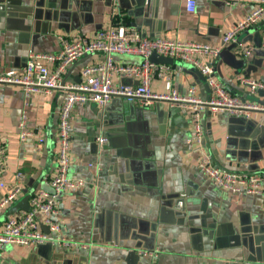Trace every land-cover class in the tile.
<instances>
[{
	"label": "crops",
	"instance_id": "obj_1",
	"mask_svg": "<svg viewBox=\"0 0 264 264\" xmlns=\"http://www.w3.org/2000/svg\"><path fill=\"white\" fill-rule=\"evenodd\" d=\"M196 1V11L189 13L186 0H0V73H21L31 51L56 54L62 40H91L120 24L146 38L229 47L245 62L239 70L218 58L202 60L214 63L215 79L227 91L264 103V94L253 96L238 81L239 76L264 81V49L254 42L255 32L264 35V19L236 43H222L256 3ZM242 44L257 50L243 57ZM101 59H80L67 69L64 82H79L82 68ZM114 60L131 64L143 57L115 55ZM166 65L174 71L175 90L187 93L194 87L199 97L210 96L197 69L180 60ZM121 83L137 82L116 76L114 84ZM151 89L167 92L161 78L152 80ZM61 103L59 91L27 94L20 86L0 84V200L16 184L22 187L0 216V231L8 217L20 212L14 211L18 202L36 191H51ZM73 115L69 175L85 186L63 195L57 221L63 236L79 245L69 250L6 245L0 264H264V195L234 194L202 172L198 155L189 149L192 120L180 106L156 102L142 107L114 98L105 109L78 104ZM24 118L36 135L21 142ZM201 119L203 146L215 166L264 176L263 114L246 119L204 110ZM246 120L259 123L251 129ZM229 124L236 128L231 135Z\"/></svg>",
	"mask_w": 264,
	"mask_h": 264
},
{
	"label": "built area",
	"instance_id": "obj_2",
	"mask_svg": "<svg viewBox=\"0 0 264 264\" xmlns=\"http://www.w3.org/2000/svg\"><path fill=\"white\" fill-rule=\"evenodd\" d=\"M256 3L253 11L247 14L234 28L222 37L223 45L236 43L240 34L254 28L264 19V0H252ZM197 1L186 0V10L196 11ZM62 49L56 54L36 53L31 51L21 73L8 71L0 73V84L20 86L27 94L45 92L52 94L59 91L61 95V113L57 130V161L58 167L50 180L51 191L34 192L29 200L30 209L20 211L8 217L0 231V251L6 245H52L69 250L79 244L63 236L58 223L59 207L64 194L85 186L81 179L72 178L70 170V147L73 111L78 104H93L105 109L114 98H124L128 102L139 103L142 107H150L156 102H168L172 106H180L190 115L192 120V135L189 139V149L198 155L202 172L222 189L234 194L264 195V176L235 172L219 168L212 162L206 152L204 141V125L202 113L209 110L213 113L226 114L231 117L253 118L254 115H264V103L250 102L227 91L215 79L214 63L204 62L202 58H218L221 47L211 44L180 42L162 38H146L139 32H131L124 25L111 26L98 32L91 40L69 42L62 40ZM261 49H264V35ZM257 50L253 46L239 45L243 57H250ZM153 54L180 60L199 70L210 87L211 93L207 99L197 95L196 89L190 88L187 93H180L173 88V70L166 64H157L150 59ZM100 55L101 61L85 65L79 77V82L67 84L63 80L67 69L80 59ZM115 55H137L143 57L140 63L120 64L114 60ZM53 66V69L49 67ZM136 81L133 84H114L115 77ZM154 78L164 80L167 92H153L151 82ZM239 83L251 95L264 94V81L249 76H239ZM19 138L26 142L36 133L28 130L26 118L19 124ZM39 142L43 137L38 134ZM103 142L104 139H98ZM0 157L4 150L0 144ZM22 173L17 174L16 181L21 183ZM3 186V185H2ZM22 193L18 184L0 200V216L9 209ZM46 227L49 232H45Z\"/></svg>",
	"mask_w": 264,
	"mask_h": 264
},
{
	"label": "water",
	"instance_id": "obj_3",
	"mask_svg": "<svg viewBox=\"0 0 264 264\" xmlns=\"http://www.w3.org/2000/svg\"><path fill=\"white\" fill-rule=\"evenodd\" d=\"M254 42L257 48H260L262 37L260 32H255L254 34ZM218 59H220L225 64H228L230 67L235 68L236 70H239L243 67L244 61L240 60L237 56V54H234L231 52L229 47H225L223 50H221ZM152 62L158 63V64H169L173 65L174 61L173 59L164 58L161 56H158L156 54H153L151 59ZM194 68V67H193ZM195 74L199 76H203L199 71L195 70ZM204 80H206L205 77H203ZM248 123H250V128H256L259 122L252 121V120H246ZM248 125V124H247ZM229 135L233 134L235 131V126L233 124H229ZM241 129V128H240ZM246 147H249L250 142L245 141L243 142ZM30 196H26L23 200L18 202V204L15 206L14 211H28L30 209L29 204Z\"/></svg>",
	"mask_w": 264,
	"mask_h": 264
},
{
	"label": "rangeland",
	"instance_id": "obj_4",
	"mask_svg": "<svg viewBox=\"0 0 264 264\" xmlns=\"http://www.w3.org/2000/svg\"><path fill=\"white\" fill-rule=\"evenodd\" d=\"M242 37V36H241Z\"/></svg>",
	"mask_w": 264,
	"mask_h": 264
}]
</instances>
